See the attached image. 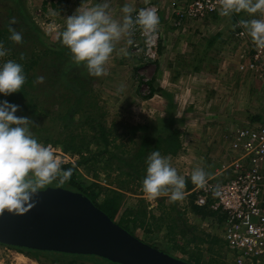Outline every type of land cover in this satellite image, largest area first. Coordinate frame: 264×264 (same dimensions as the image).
<instances>
[{
  "label": "rangeland",
  "instance_id": "1",
  "mask_svg": "<svg viewBox=\"0 0 264 264\" xmlns=\"http://www.w3.org/2000/svg\"><path fill=\"white\" fill-rule=\"evenodd\" d=\"M96 1L97 0H89L88 2H86V0H26V4L33 19L38 22L42 30L46 32L53 41H55L60 38L63 30L66 28L65 21H67L68 16L73 15L77 9L93 7ZM142 5L140 7H142ZM137 9L139 8H136V10ZM109 14L111 15L112 12ZM255 18L264 17L258 12L255 14ZM203 21L204 20H201L196 26V28L200 26L198 31L195 32L196 37L193 36L190 38L191 41L189 43L194 46H207V40L211 36H214V33L212 32H218L220 28H223L226 34L233 30L232 25L234 24L232 23L233 21H230L229 17L216 18L212 24H209V22L204 23L206 24L205 26L202 24ZM184 25L185 23L181 24L179 28ZM190 26L194 27L193 25ZM208 28L210 31L207 30ZM181 32L183 31H164L162 39L163 46L158 51L159 57L155 62L151 61L150 63L146 61L143 54L135 49V43H141L142 41L141 32H133V30L130 29L122 34L121 39L115 42L113 53L105 65V73L100 76H93L95 92L87 98L85 103L87 111L77 114L75 122L71 127L69 126L64 129L63 121L59 118L60 113L57 112L59 106H54V104H52L54 108L49 109V114L40 111L36 116L32 115L30 106L24 107L25 104L22 103L23 105H20L16 115L27 116L34 121V124L31 126L32 134L38 138L40 142L50 145L51 148L56 150L64 151L60 144L44 141L45 137L56 139L57 137H62L63 131H72L76 128L78 129L76 131L85 130L92 134L94 133L92 126L99 121H103L108 128H112L113 134H110L111 140L116 137L117 142H122L128 147L133 146L132 148H134L135 144L132 141V138L133 131L135 130L133 127H139L145 124L154 125L157 124L160 119H165L168 116L169 111H167V108L169 106V99L165 96H161L162 91L158 90V88L163 87L156 84L157 89L153 95L149 97V94L151 93L150 81L159 83L162 75H166L167 78L173 76L169 70L160 75V67H157L156 62L162 59L161 57L164 52L167 53L169 50L174 49L173 47L178 46L180 44L179 40L184 38L186 39V42H188L187 38L178 35V33ZM214 39L217 42L214 43L213 48H210L213 50L212 52L221 53L223 55V51L226 50V56H231L230 60L232 64L236 63L238 61L237 58L239 53L234 52L236 49L232 42L234 39H231L229 44H220L218 38L215 37ZM206 49L204 52L197 55V60L201 58L205 60L207 58H205V56L209 53L210 49H208V52ZM163 50L164 52H162ZM228 51L230 53H228ZM219 56L220 55L217 56L216 54H210V60L207 64L209 73L211 72V69L218 68V65H211V63L218 61L220 58ZM0 63H3L2 58H0ZM204 63L202 62L200 64L203 65ZM223 71L224 70L218 72L219 77H216V81L212 84L211 88L224 87V91H219L215 96H211V98L209 96L208 98L205 95L208 88L203 84H195L193 88L198 91V94L195 97L192 96V86L190 87L189 85L186 89H190L189 94H186V91L179 89L178 98L175 97L178 102H174V104L176 106L178 105L176 112L179 117V122L176 124L183 131L181 136L182 149L177 155H167V158H169L171 165L177 170V173L185 178V186L183 188L184 197H189V195H185L186 183L187 179H191V174L194 170L202 169L206 173V177H208L214 174L216 167L229 160L231 152L229 141H231V138L230 134L226 131L227 126L228 131H230L238 125L244 124L246 120H253L252 117H255L254 113H256L257 108L258 111H264V91L260 88L258 81L255 79L251 80L249 76H246L250 79L248 91L253 106L247 110L245 116L241 117V115H238L234 118L225 119V121H223L222 119L226 117L225 114L227 113L228 108H234L236 103H238L241 108H244L241 104H243L247 98L249 99V94L245 92L241 95L239 86H237V83H234L236 69L232 68L229 75L226 74L227 72L224 73ZM204 74H206V76H202L203 81L206 82V80L210 81L212 79L207 76V73ZM199 78H201V76L196 78L195 83H199V81H197ZM256 87L257 92H255ZM182 94H185L186 96L183 97ZM146 95H148V97H145ZM35 99L39 107L42 106L43 108L50 106L49 104L52 103L48 97L46 98L42 95L37 96ZM90 101L97 102L102 112H104L105 115L102 118L103 120L101 119L102 116L100 109L95 108L94 115L90 113ZM89 114H91L94 119L88 117ZM259 115L263 116V114ZM95 118L97 120H95ZM235 119H237V121H235ZM233 122L235 127L229 128L230 124L232 125ZM141 135L142 133L140 131L136 136L134 135V138L137 139ZM95 147L96 145L94 148ZM71 156L73 162H76L79 158V155L71 154ZM203 160L204 164L202 163V166L198 164L199 161ZM114 174L117 175V172ZM84 176L88 180H94L86 173ZM110 179L111 177H108L105 173L101 172L98 182H100L102 186H105V188H115V185L109 183ZM104 190L99 196V201H102L107 196L106 192L109 193V190ZM170 196L171 192L169 191L165 195L163 194L161 197H158L155 201L149 202L146 199L145 193L140 194L139 191L138 193L126 192L127 204L136 205L137 210L141 211V209L148 204L147 208L149 209V212L147 217L151 218L150 222L152 224L150 225L152 231H146V228L149 227L147 225L142 227L139 223L142 218H139V221H137V227L132 225L129 230L140 239L149 242L162 250L167 249L172 255L182 259H189L191 254H200L202 256V264H235L231 251L227 249L225 243L221 242L222 240L217 243L209 241L211 238L209 233H215L219 236L222 234L221 228L212 225L211 220L213 216H207L204 219L199 218L198 214L195 213L187 203L186 198L176 201L178 204L176 207L181 213L179 215L174 210L171 217L172 219L174 217L177 219L172 220L170 226H175V230L172 232L171 236L176 235L175 241L177 240L178 242L173 243L170 241L171 236L168 234V230H170V226L168 227V224L171 221L170 218L162 222L163 226L161 229L157 228V218H160L165 213L160 204V199L166 198L165 202L169 205L168 207H172ZM142 199H144V201ZM152 209L155 210L153 211ZM151 212L155 213L156 219L150 216ZM185 223L188 226H186ZM183 230H187V232L185 231V235L182 236L180 231ZM192 236H202L206 240L209 238V240L199 245L200 252L197 251L198 246L194 242L190 244L189 250L186 249L187 251L183 252V250L179 248L180 245H185L188 239L187 237ZM91 260L82 261L80 264H117L97 257H91ZM0 264L40 263L15 248L0 244Z\"/></svg>",
  "mask_w": 264,
  "mask_h": 264
},
{
  "label": "trees",
  "instance_id": "2",
  "mask_svg": "<svg viewBox=\"0 0 264 264\" xmlns=\"http://www.w3.org/2000/svg\"><path fill=\"white\" fill-rule=\"evenodd\" d=\"M251 18L253 17L243 12L230 16V21H233L232 23L235 24V26L232 25V32L227 35L224 34L225 31L223 28H220L218 34L211 36L207 40V47L217 42L214 39L215 37L219 39L220 44H229L231 39H234L232 41L234 48L237 47L242 41L241 37L236 35V32L242 28L239 22L241 19ZM13 20L15 21L14 24L12 23ZM209 21L214 23V20ZM10 26L15 31L21 33V42L17 43L10 39ZM61 39L62 36L53 41L42 30L38 22L31 16L26 0H0V44L3 45L6 51V55L0 58L3 59V62L14 60L22 64L26 74V82L21 90L8 96L0 94V100L7 99L18 105L24 103V107L30 106L32 115L36 116L40 111L49 114V109L54 108L52 104L59 106L57 112L60 113L59 118L63 121L65 129L74 124L77 114L87 111L85 103L87 98L95 92V86L93 84L94 77L88 73L83 64L77 65L71 60V53L61 43ZM162 43L163 41L161 40L159 49L162 48ZM200 61H202V58ZM40 77H43V80H40ZM150 84L151 93L149 97L157 89L156 83L150 81ZM158 90H161L162 95L169 99V106L167 108V111H169L168 116L165 119H160L154 125L145 124L139 127H133L135 130L133 131L132 138L135 144L134 148H132L133 146L128 147L122 142H117L116 137L111 140L110 134H113L112 128L109 127V129L103 121H99L92 126L94 130L92 134L85 130L76 131L78 130L76 128L72 131H63L62 137H57L56 139L45 137L44 139L46 142L60 144L67 153L79 155L76 162L62 164V169H72L70 179L63 184L53 182L51 185L63 186L85 193L114 220H117L128 230L129 228L131 229L132 225L137 227V221H139V218H142L139 222L142 227L147 225L149 228L144 227L146 231H152V227L150 226L152 225L150 222L151 218L147 217L149 212L147 208L148 204L139 211L136 205L127 204L126 199V192L138 193L139 191L140 194H144L142 191V181L146 174V159L148 155L152 151H159L163 156L167 157V155H177L182 149L181 136L183 131L176 124L179 122V117L177 116V106L174 104L173 93L168 92L164 88H158ZM39 95L48 97L52 102L49 104L50 106L46 108L39 107L35 99ZM145 97H148V95ZM89 106L91 108L90 113L93 115L95 108L101 110L97 102L90 101ZM91 114L88 117L94 119ZM104 115V112L101 110V119ZM252 118L253 120L262 119L259 115ZM95 120L97 119L95 118ZM140 131L142 135L135 139L134 135L136 136ZM95 145L96 147L94 148ZM101 172L111 177L109 183L115 185V188H105V186H102L98 182ZM115 172H117V175L114 174ZM85 173L90 175L94 180L85 178ZM186 184V192L192 190L196 185L191 179H187ZM103 190H109V193L106 192L107 196L102 201H99V196ZM182 198L187 199V203L198 214L199 218L204 219L207 216H217L209 208L197 205L194 194H190L189 197L183 196ZM142 200L144 201V199ZM165 201L166 198L160 199V204L165 213L160 218H157V228L159 229L163 226L162 222L168 218L171 220L168 227L171 225L172 220H177L175 217L173 219L171 218L174 210L179 215L181 213L176 207L178 205L176 201L173 202L170 200L172 207H168L169 205ZM152 210L154 211L155 209ZM150 216L156 219L154 212H151ZM219 219L222 218L219 217ZM186 226L188 225L186 224ZM174 228L175 226L169 227L168 234L170 236L174 232ZM185 231L187 232V230L180 231V234L182 236L185 235ZM209 234L211 238L210 240L209 238L207 239L212 243H217L221 240V242L225 243V240L218 234ZM187 238L186 244L180 245L179 247L183 252L187 251L186 249L189 250V246L193 242L198 246L197 251L200 252L199 245L208 241L202 236ZM175 239L176 235L170 237V241L173 243L178 242ZM6 246L17 249L26 256L35 259L40 264H80L82 261L91 260V257L108 260L97 255L72 254L23 246ZM163 250L170 253L167 249ZM183 259L196 264H202V256L200 254H191L189 259Z\"/></svg>",
  "mask_w": 264,
  "mask_h": 264
},
{
  "label": "clouds",
  "instance_id": "3",
  "mask_svg": "<svg viewBox=\"0 0 264 264\" xmlns=\"http://www.w3.org/2000/svg\"><path fill=\"white\" fill-rule=\"evenodd\" d=\"M109 3L104 0L91 8L77 9L68 16L61 43L71 53V60L83 64L91 76L105 73V65L113 53L115 42L134 26L145 34L152 33L159 24V17L153 9H140L136 17L133 8L125 4L122 8L123 22L112 18L106 11ZM219 15L230 17L247 13L251 19H241L239 24L257 49H264V18H255L256 13L264 17V0H220ZM14 24L15 21L13 20ZM10 39L19 43L21 33L11 26ZM6 55L0 44V57ZM43 80V77H40ZM26 82L23 65L7 60L0 63V94L8 96L21 90ZM20 105L7 99L0 100V213L7 211L14 215L26 213L37 203V197L47 185L68 181L72 169H62V161L50 145L38 140L32 132L34 124L27 116H17ZM146 174L142 191L149 202L155 201L166 192L175 202L183 197L185 178L177 173L169 158L159 151H152L146 159ZM194 184L203 186L206 173L196 169L191 174Z\"/></svg>",
  "mask_w": 264,
  "mask_h": 264
},
{
  "label": "built area",
  "instance_id": "4",
  "mask_svg": "<svg viewBox=\"0 0 264 264\" xmlns=\"http://www.w3.org/2000/svg\"><path fill=\"white\" fill-rule=\"evenodd\" d=\"M143 3L133 18L140 9H153L159 17V24L152 33L145 34L138 25L131 29L141 32L142 41L135 43V49L148 63L159 57L166 22L179 27L188 20L226 18L219 15L220 0H144ZM236 35L242 39L239 67L250 73L264 91V49L253 45L243 27ZM257 113L264 116V111ZM263 116L260 120H246L235 127L230 133L229 160L218 166L214 175L206 177L203 186L195 185L185 192V195L194 194L197 205L207 207L217 215L209 217H212L213 226L221 228L235 264H264ZM52 150L63 163L73 162L70 153Z\"/></svg>",
  "mask_w": 264,
  "mask_h": 264
},
{
  "label": "water",
  "instance_id": "5",
  "mask_svg": "<svg viewBox=\"0 0 264 264\" xmlns=\"http://www.w3.org/2000/svg\"><path fill=\"white\" fill-rule=\"evenodd\" d=\"M22 215L0 213V244L97 255L118 264H196L150 244L83 192L49 185Z\"/></svg>",
  "mask_w": 264,
  "mask_h": 264
},
{
  "label": "crops",
  "instance_id": "6",
  "mask_svg": "<svg viewBox=\"0 0 264 264\" xmlns=\"http://www.w3.org/2000/svg\"><path fill=\"white\" fill-rule=\"evenodd\" d=\"M88 1L89 0H86V2H88ZM103 2H104V0H97L94 4L96 5L98 3H103ZM107 2L109 3L110 9H107L106 11L108 13L112 12V14H111L112 18L121 22V23L123 22V17L125 15L122 11V8L125 4H128L129 6H131L134 9L133 12L131 13L132 17H133V14H134L136 8H139L142 4H144L143 3L144 0H107ZM89 8H91V7H89ZM66 22L67 21H65V25H66ZM207 22H209V24H212V22L209 20L203 21L202 24L207 23ZM199 23H200L199 20H188L185 22V25L180 27V28L171 26L168 22H166L164 24V26L166 28V30L164 28L165 32H175V30H179V31L181 30L183 32L178 33V35L180 37L187 38L188 42H186V39L183 38V39L179 40L180 44L178 46L173 47L174 49L169 50L167 53H165L164 50L162 51V52H164V54L161 57L162 59L158 60L156 62L157 67L158 66L160 67V73L159 74L161 75L162 73H165L167 70H169L173 76H170L169 78H167L166 75H162L160 78V82L159 83L155 82V83L157 85L158 84L161 85L160 87H163L168 92H172L174 95L173 98H174L175 103L178 102L176 98H178L179 89H181L182 91H186V94H189L190 89L186 90L188 85L190 87L192 86L191 94L193 97H195L198 94V91L194 90V88H193L195 86V84H197V85L203 84L204 86H206V88H208V90L205 93V95L208 98H209V96L211 98V96H215V94H217L219 91H221V92L224 91V87L211 88L212 84L216 81V77H219L218 72L219 71L222 72V70H224L223 72L224 73L227 72L226 74L229 75L231 73V69L234 68V69H236V71H235V75H236L235 77L236 78L234 79V83H237V86H239V89L241 91L240 92L241 95L245 92L249 94L248 95L249 99L247 98V100L243 104H241L244 108H241V106H239L238 103L235 104L234 108H232V107L228 108L227 107L228 108L227 113L226 114L224 113L227 118L224 117L222 120L225 121V119L234 118L238 115H241V117L245 116L247 110L249 108H251V106H253L251 103L250 93L248 91L250 79L246 76H249L251 78V80H254V78H253V76L250 75V73H247L246 70H244V69L242 70L239 67L240 58L242 57L241 56L242 45L239 44L234 51L235 53H237V52L239 53L238 58H237L238 61L234 64H232V62L230 60L231 56H229V57L226 56V50L223 51V53H224L223 55L221 53L212 52L213 50H211L210 48L211 47L213 48L214 44H212V46H209V47H207L206 45L205 46H201V45L200 46H198V45L194 46L193 44H191L189 42L191 41L190 38H192L193 36L196 37L195 32L198 31V28L200 27L199 26L198 28H196V26ZM190 25H193L194 27H192ZM205 25L206 24H204L203 26H205ZM207 30L210 31L209 28ZM212 33H214V35H216L219 32H212ZM224 34H226V32H224ZM205 49L207 50V52H208V49H210L209 53L205 56V58L206 57L207 58L205 60L202 59V61H200V59L197 60V55L200 54L201 52H204ZM228 53H230V52L228 51ZM210 54H216L217 56L220 55L219 56L220 58L218 61L211 63V65L212 64L218 65V68L211 69V72L209 73V68L207 67V64L210 60ZM202 62L203 63L205 62V63L203 65H201L200 63H202ZM232 65H234V66H232ZM164 69H166V70H164ZM203 72L207 73L208 74L207 76L212 78L210 81L206 80L207 83L202 80V76L203 77L206 76V74H204ZM200 76H201V78H199L197 80V81H199V83H195L196 78H198ZM211 76H214V77H211ZM225 83H227V82H225ZM225 91H226V89H225ZM255 92H257V87L255 89ZM161 96H164V95H161ZM182 96L185 97L186 95L182 94ZM257 111H258V108L256 110V113H254L255 117L259 115L257 113ZM235 121H237V119H235ZM234 122L232 125L230 124L229 128L235 127ZM226 129H227L226 131L229 134L231 132H233V129L228 131V126ZM229 143L231 146L232 142L229 141ZM202 163L204 164V160L199 161L198 164H200L202 166L203 165ZM212 175H214V174H212ZM212 175H210V176H212ZM220 236H222V234ZM222 238H223V236H222ZM225 244H226V241H225ZM226 246H227V244H226ZM227 249H228V247H227ZM233 259H234V255H233Z\"/></svg>",
  "mask_w": 264,
  "mask_h": 264
}]
</instances>
